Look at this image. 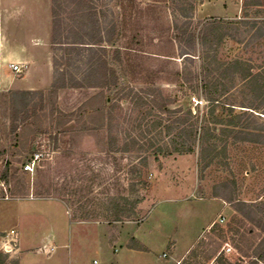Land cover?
<instances>
[{
	"label": "rangeland",
	"instance_id": "1",
	"mask_svg": "<svg viewBox=\"0 0 264 264\" xmlns=\"http://www.w3.org/2000/svg\"><path fill=\"white\" fill-rule=\"evenodd\" d=\"M122 1L125 8L120 0H58L60 6L53 0H0V175L7 168L13 196L0 199V228L18 230L23 264H218V256L227 264H250L255 247L264 246V231L236 205H251L264 194V136L230 139L227 152L203 167L198 149L173 151L166 133L152 128V119L165 123L166 115L149 88L159 87L164 100L173 101L171 108L195 107L193 91L175 75L183 48L173 10L192 3L195 25L210 17L237 21L244 15L243 0ZM257 11L250 8L249 17ZM95 17L103 31L114 26L117 44L130 49L122 48L121 61L107 49L119 75L117 87L105 92L120 106L112 113L111 130L92 125L99 117L87 105L101 88L68 85L54 96L48 91L61 70L67 79L84 77L90 51L58 41L96 27ZM228 31L218 47L220 60L239 57L256 70L264 65V36L253 39V28L241 24ZM11 63H21L22 72L12 71ZM226 77L228 92L217 112L230 103L243 114L247 130L264 135V101L239 74ZM109 132L113 143H106ZM127 134H140L139 142L123 151ZM166 146L169 152H155ZM29 162L32 171L25 169ZM51 238L58 245L52 255L40 251ZM137 241L147 248L130 252L125 245ZM18 251L0 249L8 264Z\"/></svg>",
	"mask_w": 264,
	"mask_h": 264
},
{
	"label": "trees",
	"instance_id": "2",
	"mask_svg": "<svg viewBox=\"0 0 264 264\" xmlns=\"http://www.w3.org/2000/svg\"><path fill=\"white\" fill-rule=\"evenodd\" d=\"M58 3V0H53L54 6ZM58 5L60 6L61 4L59 3ZM119 6L125 8L122 0H120ZM193 7L192 3H181L179 7L173 10L172 21L173 28L179 33L178 43L183 48L182 64L180 68L177 67L175 75H177L179 81L190 87V90L193 91V98L197 100V103L195 107L190 105L188 107L171 108L173 101L170 99L164 100L160 94L161 89L159 87H149L152 91L150 95L155 97V101H158L159 111L166 115L165 123L154 118L151 120V126L153 129L159 126L161 132L166 133L169 137L168 143L172 145L173 151L190 153L198 149L199 163L206 167L220 153L227 152L230 139L234 141H256L264 136L255 131L247 130L242 121L243 114L235 113L232 104L227 103L228 105H225L226 108L222 107V112H217L221 98L226 96V92H228V86L225 81L228 75L239 74L251 92L255 93V96L261 101H264V65H260L256 70L255 66L245 59L237 57L222 61L218 57V47L222 40L229 35V25L241 24L253 28L251 35L253 39L264 36V16L259 17L258 15L264 10V0H243L242 10L244 15L242 19L237 21L210 17L195 25L192 15ZM250 8H258V14L249 17ZM79 9L77 8L76 12ZM53 14L55 16L57 10L54 9ZM89 14L91 19H93L94 15L92 13ZM95 20L96 22L94 21V23L98 28L90 25V30L88 28L85 31L87 26L82 29L84 33L76 32L74 39H71V41L68 37V39L66 38L67 41H58L59 44L66 43L72 46L73 49L77 48L79 52H81L80 49L82 50L83 47L90 51L89 67L85 69L84 77L81 80L74 76L67 79L66 72L61 70L48 91L50 96H54L57 88L68 85L86 87L88 90L97 87L101 88V94L96 95L98 97L93 96L90 98L87 105L89 109L95 106L98 113L99 118L97 117L96 123L92 125L111 130L112 113L120 106L118 99L112 97V95L105 94V92L107 89L111 91L114 87H117L119 75L116 69L109 64L106 56L107 49L111 48L112 57L120 61L122 59V48L125 51L130 49L129 47H120L117 44L118 38L114 36V26L110 27L109 30L103 31L96 17ZM57 21L58 19H54L56 35L58 33L57 30H59ZM94 31L96 32L94 33ZM58 36H61V34H58ZM56 38L54 37L55 43L57 42ZM190 63L194 64L193 68L189 65ZM215 63L217 64L214 66ZM216 69L220 70L218 77L216 76ZM156 91L158 92L157 94H155ZM135 95V98H132L136 104H139L138 92ZM94 99H98L97 106L92 103ZM204 102H206V109L203 110L201 106ZM56 108L54 105L52 109L56 110ZM71 119V117L67 118V120ZM90 119H92L91 115ZM139 136L140 134L136 136L125 135L121 150H133L134 143L139 142ZM106 138H108L106 143H113L116 140V137L110 132ZM129 143H132L131 146ZM158 151L169 152V147L166 146L165 149L159 147L155 152L157 153ZM7 174L8 170L6 168L2 174L5 179H7ZM236 209L244 218L251 220L259 230L264 231V194L260 200L251 203V205L245 200H238ZM249 230L250 232L254 231V229ZM138 248L143 249V246L139 244ZM236 248L242 256L248 255L247 251L241 246L238 245ZM253 256L254 259L250 264H264V246L261 243L255 247ZM216 260L218 264H227L222 260V257L218 256ZM0 264H8L6 256L2 253H0Z\"/></svg>",
	"mask_w": 264,
	"mask_h": 264
},
{
	"label": "built area",
	"instance_id": "3",
	"mask_svg": "<svg viewBox=\"0 0 264 264\" xmlns=\"http://www.w3.org/2000/svg\"><path fill=\"white\" fill-rule=\"evenodd\" d=\"M10 67L14 72H22V64L21 63H11ZM32 162H29L25 165V169L28 171H32ZM11 184L8 179H5L0 175V199L9 200L12 199L13 196L11 195ZM224 217L219 219V222H223ZM228 244V243H227ZM0 249L2 252L11 254L16 253L19 250V236L18 230L13 229L11 231H7L3 233L0 237ZM54 249V247H52ZM233 248L231 245L228 244L227 251H231Z\"/></svg>",
	"mask_w": 264,
	"mask_h": 264
},
{
	"label": "crops",
	"instance_id": "4",
	"mask_svg": "<svg viewBox=\"0 0 264 264\" xmlns=\"http://www.w3.org/2000/svg\"><path fill=\"white\" fill-rule=\"evenodd\" d=\"M1 82V81H0ZM2 83V82H1ZM9 201V200H8ZM212 224V223H211ZM211 224H207L206 225V227L204 228V229H206V228H208ZM14 229H16V228H14ZM8 231V229L7 228H0V234H3V233H5V232H7ZM133 238H135L136 239V236L134 235V237ZM138 243H137V245H132V244H127V245H125L127 248H128V250L130 251V252H140V251H144L146 248H147V246H145L143 243H141L140 241H137ZM142 245L143 246V249H140V248H138V245ZM64 245H67V244H65L64 243ZM51 247H54V249H53V251H49L50 250V248ZM57 248H58V245H57V243H56V240H55V238H51V239H48V241H46V242H44L43 244H42V247H41V249H40V251H43V252H45V253H48V254H50V255H52L54 252H56L57 251ZM19 254L17 255L18 257H15L14 259H12V262H13V264H23L22 263V260H23V253H22V249H21V241L19 240ZM49 255V256H50ZM115 256V255H114ZM94 264H96V260H94Z\"/></svg>",
	"mask_w": 264,
	"mask_h": 264
}]
</instances>
